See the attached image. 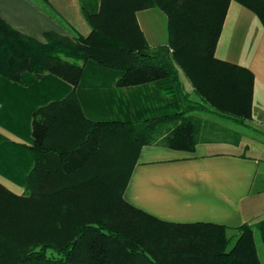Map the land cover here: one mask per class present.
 <instances>
[{
	"label": "trees",
	"instance_id": "16d2710c",
	"mask_svg": "<svg viewBox=\"0 0 264 264\" xmlns=\"http://www.w3.org/2000/svg\"><path fill=\"white\" fill-rule=\"evenodd\" d=\"M47 4L49 0H41ZM86 36L40 42L0 18V264H262L264 219L231 228L161 220L124 198L146 145L238 144L255 76L216 57L232 0H78ZM264 26V0H235ZM159 9L152 46L136 13ZM180 70L196 99L186 91Z\"/></svg>",
	"mask_w": 264,
	"mask_h": 264
},
{
	"label": "crops",
	"instance_id": "0c3cea01",
	"mask_svg": "<svg viewBox=\"0 0 264 264\" xmlns=\"http://www.w3.org/2000/svg\"><path fill=\"white\" fill-rule=\"evenodd\" d=\"M0 18L40 42L45 41L46 32L69 37L89 33L78 0H49L47 4L0 0ZM215 55L247 67L255 76L248 125L237 128L231 126L232 121L217 118L242 133L239 143L199 142L194 151L143 146L124 198L164 221L211 222L234 228L264 219V26L252 10L235 0L228 6ZM0 135L15 142L23 139L2 121ZM0 183L16 194L23 192L1 173Z\"/></svg>",
	"mask_w": 264,
	"mask_h": 264
},
{
	"label": "rangeland",
	"instance_id": "374dc122",
	"mask_svg": "<svg viewBox=\"0 0 264 264\" xmlns=\"http://www.w3.org/2000/svg\"><path fill=\"white\" fill-rule=\"evenodd\" d=\"M136 17L137 20H139L141 28L143 29L145 36L149 41L150 45L155 46L165 43L167 41V18L164 12H162L159 9H146L137 12ZM180 79L183 82L186 91H188L191 94L192 98L196 99L197 97L193 92V88L190 81L181 70H180ZM248 122L249 121H247V125ZM230 123L231 126L237 128H243L246 126V125L242 126V125L234 124L232 122ZM252 133L256 135L261 134L260 132H256V131H253ZM255 240H256V247L258 250L259 257L261 259L262 264H264V245L261 241V237L257 229H255Z\"/></svg>",
	"mask_w": 264,
	"mask_h": 264
}]
</instances>
